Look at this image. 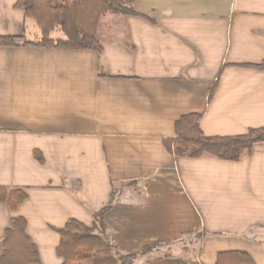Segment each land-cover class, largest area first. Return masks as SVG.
Returning <instances> with one entry per match:
<instances>
[{
  "label": "crops",
  "instance_id": "obj_1",
  "mask_svg": "<svg viewBox=\"0 0 264 264\" xmlns=\"http://www.w3.org/2000/svg\"><path fill=\"white\" fill-rule=\"evenodd\" d=\"M17 2L0 0V36L39 40ZM134 9L101 16V51L0 46V186L27 194L15 209L0 201V257L22 216L42 263L63 264L58 229L92 226L115 190L111 241L124 253L163 243L133 264H217L223 251L264 264V142L239 160L178 156L167 143L193 113L207 136L264 126V69L252 66L264 61V0ZM187 236L183 253L163 249Z\"/></svg>",
  "mask_w": 264,
  "mask_h": 264
},
{
  "label": "trees",
  "instance_id": "obj_2",
  "mask_svg": "<svg viewBox=\"0 0 264 264\" xmlns=\"http://www.w3.org/2000/svg\"><path fill=\"white\" fill-rule=\"evenodd\" d=\"M16 7L24 10L28 18L36 21L41 30V38L29 41L22 36H0V46L30 45L63 49L102 50L97 37L101 16L105 13L137 14L134 0H18ZM56 28L65 34L64 39H54L51 32ZM264 69V61L252 65ZM216 85L209 94L213 98ZM202 114L182 116L176 122L177 137L169 140L168 146L175 155L191 152L193 157L205 154L219 159L239 160L252 152L255 145L264 142V126L250 128L248 132L233 136H207L200 128ZM36 157L43 161L39 151ZM27 198L22 189H8L0 186V201L10 208H17ZM112 192L109 203L94 213V223L88 226L78 219L71 218L63 228L58 229L60 244L58 254L63 264H133L140 255L153 251L162 245L154 242L140 252L124 253L109 238L106 231L105 215L116 201ZM25 217L13 218L2 240L0 264H43L36 245L27 233ZM168 255V254H167ZM217 264H255L245 251H223L218 254Z\"/></svg>",
  "mask_w": 264,
  "mask_h": 264
},
{
  "label": "rangeland",
  "instance_id": "obj_3",
  "mask_svg": "<svg viewBox=\"0 0 264 264\" xmlns=\"http://www.w3.org/2000/svg\"><path fill=\"white\" fill-rule=\"evenodd\" d=\"M58 34V33H57ZM55 34V35H57ZM194 238H189L188 236L185 237V239L183 241H181L180 243H177L176 245H166L163 247V249L165 251H171L173 253H183V249L182 247H190L192 245V243H194ZM195 247V246H194Z\"/></svg>",
  "mask_w": 264,
  "mask_h": 264
}]
</instances>
